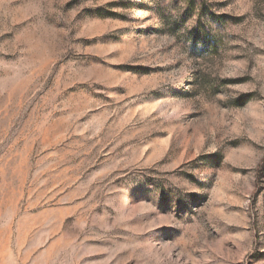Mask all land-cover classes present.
Masks as SVG:
<instances>
[{"label": "rangeland", "instance_id": "1", "mask_svg": "<svg viewBox=\"0 0 264 264\" xmlns=\"http://www.w3.org/2000/svg\"><path fill=\"white\" fill-rule=\"evenodd\" d=\"M0 264H264V0H0Z\"/></svg>", "mask_w": 264, "mask_h": 264}]
</instances>
